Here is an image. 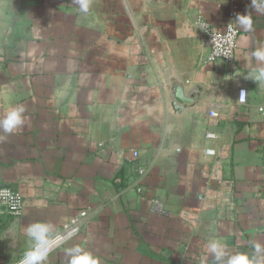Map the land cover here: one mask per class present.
<instances>
[{"label": "crops", "instance_id": "crops-1", "mask_svg": "<svg viewBox=\"0 0 264 264\" xmlns=\"http://www.w3.org/2000/svg\"><path fill=\"white\" fill-rule=\"evenodd\" d=\"M201 22L237 26L232 62ZM262 103L264 0H0V264L82 212L40 264H264Z\"/></svg>", "mask_w": 264, "mask_h": 264}, {"label": "built area", "instance_id": "built-area-1", "mask_svg": "<svg viewBox=\"0 0 264 264\" xmlns=\"http://www.w3.org/2000/svg\"><path fill=\"white\" fill-rule=\"evenodd\" d=\"M203 29L202 42L209 48L210 60H224L232 62L235 58L236 50L239 45L240 30L233 23L226 25L224 29L216 28L208 22L200 23ZM247 100L246 90H240L239 101L245 103ZM259 115L264 119V103L258 106ZM219 114L212 110L210 119L214 121ZM207 138H212V132L206 133ZM206 154L214 156L216 162L214 166L205 172V175L212 180H221L223 176V167L227 156L226 146L220 149L208 147ZM137 156L138 152L134 151ZM144 170L141 169V172ZM24 197L23 195L8 187H0V213L8 212L13 215H19L23 211ZM188 215V214H187ZM86 219V212L72 216L62 227L52 234L49 238L41 240L35 244L31 251L21 257L13 264H40L48 256H50L57 248L67 243L72 238L78 236L82 230Z\"/></svg>", "mask_w": 264, "mask_h": 264}, {"label": "water", "instance_id": "water-1", "mask_svg": "<svg viewBox=\"0 0 264 264\" xmlns=\"http://www.w3.org/2000/svg\"><path fill=\"white\" fill-rule=\"evenodd\" d=\"M194 94L186 96L183 88L181 86H177L173 93V107L174 109L179 112L185 109L188 106H192L195 104Z\"/></svg>", "mask_w": 264, "mask_h": 264}]
</instances>
